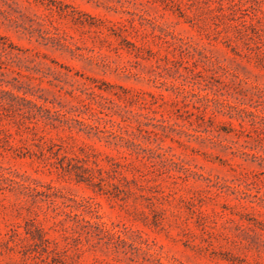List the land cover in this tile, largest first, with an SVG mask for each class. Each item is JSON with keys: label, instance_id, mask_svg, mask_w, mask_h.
<instances>
[{"label": "rangeland", "instance_id": "1", "mask_svg": "<svg viewBox=\"0 0 264 264\" xmlns=\"http://www.w3.org/2000/svg\"><path fill=\"white\" fill-rule=\"evenodd\" d=\"M0 264H264V0H0Z\"/></svg>", "mask_w": 264, "mask_h": 264}]
</instances>
